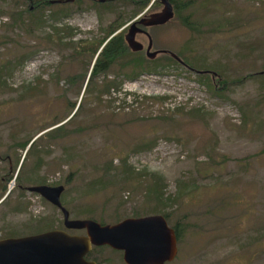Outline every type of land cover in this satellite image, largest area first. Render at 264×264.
Listing matches in <instances>:
<instances>
[{"label": "rangeland", "instance_id": "rangeland-1", "mask_svg": "<svg viewBox=\"0 0 264 264\" xmlns=\"http://www.w3.org/2000/svg\"><path fill=\"white\" fill-rule=\"evenodd\" d=\"M141 1L59 4L66 33L49 42V27L29 34L19 22L26 0H0V239L63 229L60 211L26 191L61 185L69 219L161 215L176 225L166 264H264V0H189L145 29L151 50L186 67L146 59L136 36L143 50L117 56L83 91L94 57L63 43L101 42L109 26L123 35L160 10L158 0L138 9ZM78 103L61 130L38 137ZM88 258L124 264L108 247Z\"/></svg>", "mask_w": 264, "mask_h": 264}, {"label": "water", "instance_id": "water-1", "mask_svg": "<svg viewBox=\"0 0 264 264\" xmlns=\"http://www.w3.org/2000/svg\"><path fill=\"white\" fill-rule=\"evenodd\" d=\"M56 0L50 3L71 2ZM102 3L104 0H97ZM160 10L132 21L123 34V41L132 53L143 50L135 37L146 38L144 57L153 60L159 54H167L177 63L183 64L172 52L151 50L152 42L144 30L166 24L173 18L169 0H158ZM58 209L65 230L83 231V235L69 234L65 230L46 232L16 238L0 239V264H96L84 258L92 247L106 246L120 251L124 264H164L176 255V236L168 228L161 215L126 218L115 224H99L90 219H69L68 212L60 202L63 187L35 185L26 188Z\"/></svg>", "mask_w": 264, "mask_h": 264}, {"label": "trees", "instance_id": "trees-1", "mask_svg": "<svg viewBox=\"0 0 264 264\" xmlns=\"http://www.w3.org/2000/svg\"><path fill=\"white\" fill-rule=\"evenodd\" d=\"M51 1H56V0H26V2H28V6L25 10L27 16L25 17V19H20L19 18V22L21 24H24L28 30L29 34H32L35 30H38L44 26H47L51 29L49 34H44V36L42 37V39L52 42V34H55L57 37L59 35L60 32L66 33V29L67 28H62L59 26V24H56L57 22V18L60 16V13H62V11L64 10L63 6H60L59 4H66V3H70V2H61V3H50ZM64 1V0H62ZM74 1V0H73ZM93 2L98 3V5L100 6H107V5H111L113 2L115 1H123V0H104L102 3L98 2L97 0H91ZM72 2V1H71ZM149 0H142L140 3L138 4V9H142L144 7V5L146 3H148ZM169 2L172 5L173 8V13L174 15H178L179 13L185 11L187 8H189V6L192 4V1H183L180 3H177L173 0H169ZM60 9L62 11H60ZM187 18H184L182 20H180L182 25L188 26L187 22H186ZM57 26H56V25ZM58 26L61 28L59 29ZM68 33H70V31H68ZM57 44H60V38L56 39ZM63 45L70 47L73 49V51H75L76 55L85 57V55H87V57L89 58H93V62L90 66V70H89V74H88V78L86 80V83L84 85V90H86L87 85H90L91 80L93 77H95L96 75L103 73L105 71H107V69L113 65L114 60L117 58V56L123 54V53H127L130 55L136 54V53H132L128 50V48L126 47L124 41H123V35H121L120 33H115V28L114 26L108 27V30L106 31L105 37L102 39L101 42H97V41H91V42H81V43H63ZM180 61L183 64L177 63L176 61H174L172 58H170L167 54H166V61L171 62L172 64L175 65H180L183 67L185 66V60L183 59L182 56L180 55H176ZM90 59V60H91ZM147 61V60H145ZM134 62V61H132ZM151 61H147V63ZM148 65H145V67H147ZM111 83L107 84V86H103V88L101 89L100 93L103 92H108V89H110L112 87V85H110ZM107 89V91L105 90ZM94 90V87H93ZM92 90V91H93ZM105 90V91H103ZM79 103L77 105L73 104L70 107V113L71 111H74L73 114L65 121V119L69 116V113L61 120H59L58 122H55L47 127L41 128V131L44 132L45 129L50 128V126H54L58 123H61L58 127L51 129L49 131L46 132H41L40 131V136L45 134V137H48L49 134L46 133H51L53 130L57 129L61 130L62 126H64L70 119L71 117L77 112V110L79 109ZM37 137V138H38ZM33 141H28L25 145L28 144V147L25 151V154H27L30 151V148L33 144ZM24 145V146H25ZM24 154V155H25ZM25 157V156H24ZM23 157V158H24ZM126 170V169H125ZM17 178V176L15 177V179ZM174 231V234L176 236V241L180 236V231L177 228L176 225H174L173 227H171Z\"/></svg>", "mask_w": 264, "mask_h": 264}, {"label": "flooded vegetation", "instance_id": "flooded-vegetation-1", "mask_svg": "<svg viewBox=\"0 0 264 264\" xmlns=\"http://www.w3.org/2000/svg\"><path fill=\"white\" fill-rule=\"evenodd\" d=\"M145 30V29H144ZM136 36H144V35H142V34H137ZM145 37V36H144ZM164 55H166V54H164ZM142 217H144V216H142ZM163 217V216H162ZM164 218V217H163ZM165 219V218H164ZM166 222V221H165ZM112 225V224H111ZM166 225H167V223H166ZM63 227V226H62ZM167 227L168 228H170L168 225H167ZM58 230H65L64 228L63 229H58ZM47 231H49V230H47ZM67 233H69V232H78V231H73V230H65ZM43 232H46V231H43ZM38 233H42V232H38ZM38 233H35V234H38ZM69 234H72V233H69ZM83 234H84V232H83ZM82 234V235H83ZM31 235H33V234H31ZM77 235V234H76ZM102 247H106V246H102ZM93 248H96V247H92L91 248V250L93 249ZM91 250L88 252V253H86L85 254V256H84V258L86 259V260H88V261H93V262H95L94 260H92V259H87V256H89L90 255V252H91ZM115 251V250H114ZM118 252H120V251H118ZM121 253V252H120ZM122 254V253H121ZM96 263V262H95ZM168 263V262H167ZM164 264H166V263H164Z\"/></svg>", "mask_w": 264, "mask_h": 264}]
</instances>
